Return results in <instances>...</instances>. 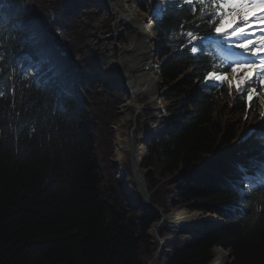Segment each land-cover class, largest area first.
Returning a JSON list of instances; mask_svg holds the SVG:
<instances>
[{"label":"trees","instance_id":"16d2710c","mask_svg":"<svg viewBox=\"0 0 264 264\" xmlns=\"http://www.w3.org/2000/svg\"><path fill=\"white\" fill-rule=\"evenodd\" d=\"M47 2L0 0L7 17L6 37L0 42V264H148L158 248L148 231L161 215L148 205L131 209L113 178L110 126L117 120L113 110L118 100L103 111L93 91L94 78L75 60L77 46L70 47L62 61L65 69L59 70L49 33L66 24L71 29L76 14L69 13L68 0ZM137 2L146 6L147 0ZM50 10L55 14L52 27L41 18L38 23L36 18ZM208 30L187 7L169 8L159 22L160 54L173 53L162 66L164 84L193 69L167 97L185 96L201 84L211 64L204 52L194 57L176 54L169 40L183 31ZM14 61L13 68L8 66ZM21 73L24 80L13 90L11 82ZM227 99L226 89L200 86L186 103L172 109L166 126L174 130L147 147L142 167L152 203L166 213L187 208L227 221L187 243L169 242V258L163 264H210L215 247L231 248L233 264H264V189L238 194L228 180L240 178V167L212 160L239 137L236 126H225L216 111L256 117L259 108L253 105L246 113L243 99L233 104ZM251 145L264 160V138ZM207 161L211 171L200 168ZM174 190L179 202L170 205ZM169 233L160 230L162 236Z\"/></svg>","mask_w":264,"mask_h":264},{"label":"bare ground","instance_id":"6f19581e","mask_svg":"<svg viewBox=\"0 0 264 264\" xmlns=\"http://www.w3.org/2000/svg\"><path fill=\"white\" fill-rule=\"evenodd\" d=\"M85 1L86 0H78V3L83 4V2ZM94 4H96L98 7L103 8L110 14L118 15L116 28H113L111 34L105 36L104 39L118 42L119 38H121L124 33L130 34L131 31V44L122 52L121 58L122 65H124L127 70L125 71L126 77L124 78L122 75H117V77L113 79V87L123 89L127 95L126 100L120 106L119 111L122 114L126 115L127 119H133L138 110L140 114L139 117H142L144 113V105H141L140 99L146 95L149 96V99L153 103L154 108L157 111L160 110L157 100V94L160 90L159 79L157 75L153 73V70L150 71L154 62V58L156 57V55L153 54L155 52V47H152L150 53H146V51L140 47L141 43H144V46L146 45L139 35V19L136 16V12L126 9V7L121 3V0H96L94 1ZM79 19L81 24L85 20L82 18ZM129 20L130 25L126 26L125 23H127ZM150 26L152 25H149L147 27ZM137 37H139L140 43H138L139 41L137 42ZM149 44L150 43H147V45ZM123 48L124 47H121V51L123 50ZM114 65L115 64L113 63L111 66ZM112 70L113 68L110 69V71ZM216 113L218 114V111H216ZM158 132L159 130L154 126H144L140 133V141L135 143L132 150L130 145L129 129L126 127V125L124 126L122 124L116 126V164L123 170L124 164L129 160L131 161L136 171L137 160H141L145 151V146L147 145L146 142H144L145 136L147 135L154 138V136ZM135 176L136 175L131 176L129 172H124L122 175L124 190L128 198L131 200V205L134 206L140 204L141 202L140 196L132 185L133 178H135ZM216 222L217 217L213 214L202 215L200 212H189L187 210H181L180 212L174 211V213L167 215L165 225L168 226L171 230L176 231L179 235L184 236L185 234L190 235L192 233L203 230L204 228H206L205 224L211 223V225H214ZM155 228L156 227L151 229L149 232L150 238L154 241H156ZM215 256L216 258L212 264L230 263V251L228 252L227 250H224L222 248H217ZM153 264H158V260Z\"/></svg>","mask_w":264,"mask_h":264},{"label":"snow or ice","instance_id":"6c2138e0","mask_svg":"<svg viewBox=\"0 0 264 264\" xmlns=\"http://www.w3.org/2000/svg\"><path fill=\"white\" fill-rule=\"evenodd\" d=\"M193 2L185 0L188 5ZM198 3L211 10L206 21L210 32L222 37L229 49L235 50L234 55L245 57L244 61L233 62L230 68L208 71L202 77V87L211 91L226 84L229 94L235 89L238 97H244L250 106L258 94L264 96V0H210L209 3L198 0ZM200 12L203 15L204 9ZM187 36L196 40L192 31ZM197 48L193 46L191 52L197 53Z\"/></svg>","mask_w":264,"mask_h":264},{"label":"rangeland","instance_id":"374dc122","mask_svg":"<svg viewBox=\"0 0 264 264\" xmlns=\"http://www.w3.org/2000/svg\"><path fill=\"white\" fill-rule=\"evenodd\" d=\"M92 8H94V7H92ZM105 17L106 18L107 17L112 18V16H110L108 12L102 13V15L99 18V22L97 23V26H96V29L97 30H100V25H106V24L109 25L110 24ZM109 21H110V19H109ZM103 29H105V28H103ZM94 41H95V39H94ZM98 44H99V46H105V45H107L108 48H110V45H111V43L103 44L101 42H99ZM122 44H124V40H123V43ZM160 72L162 73V70H160ZM116 92H118V91H116ZM116 92L110 91L108 93H104V91L102 90V93L101 94H98V100H97L99 104H102L103 111H105L106 109L108 110V100H107V97H110L112 95L113 97L115 96L114 97L115 98L114 100H118L117 106L113 110L114 111V115L116 116V119L117 120L113 123L114 125H111L110 126V133L112 135V157H110L109 161H110V167L112 169H113V167H112V164L111 163H113V161L116 160L115 159V139H116L115 138V127L118 126V125H120V124H122L124 126L126 125V127L129 129V133H130V130L132 128V119H127L126 118L127 116L124 115V114H122L119 111V108L120 107H118L120 104H122L123 102H125L124 101L125 100L124 98H126V95H125L124 92L122 94L121 93H116ZM259 96L263 98V102H264V96H261V95H259ZM165 99H166L165 97H161V101L162 102H165ZM140 103H141V105H144V113H143V116L140 117L141 121H145L144 122L145 125H149V124L154 123V122H151L150 119H152L153 116H156L157 110H155V108L153 106V103L149 99V96L146 95V96L142 97L140 99ZM169 104H171V103H169ZM92 107H93V109H92ZM92 110H94V106H90V112H92ZM262 112H263V119H261V120L258 119V118H254V117L246 118V116H244L242 113H235L234 114V113H231L230 111H224L222 113V117H223L224 121L227 124H233L234 123V125L237 128V132L239 133V136L242 138V137H247L250 133L251 134L264 135V111H262ZM101 135L102 134H99V137ZM247 149L253 150V148H251V147L248 148V145H245L244 148L242 149V151L243 150L247 151ZM242 160H244V157L241 156L240 154H238L237 161L240 162ZM124 168H128V169H130L132 171L133 170V166H132L131 161L128 160V162H126L124 164ZM117 172L119 173L118 170H117ZM113 174H114L113 178L116 181V184L120 186V184H119V182L117 180L119 177H116L117 173H116V170H114V169H113ZM107 179H108V177H107ZM132 183L136 186L135 188L138 191L137 185H136V183H135L134 180H133ZM130 204H131V200H130ZM140 206H141V202L138 205H135V206L132 205V208H137V207H140ZM181 210H183V208H181V209L177 208L174 211L175 212H180ZM184 236L179 235V237H184ZM166 255H167V253L165 252V256ZM164 259H162V260H164Z\"/></svg>","mask_w":264,"mask_h":264},{"label":"water","instance_id":"95a60500","mask_svg":"<svg viewBox=\"0 0 264 264\" xmlns=\"http://www.w3.org/2000/svg\"><path fill=\"white\" fill-rule=\"evenodd\" d=\"M122 67V66H121ZM122 72H123V67H122ZM139 115V111L137 110V113L134 117V122H133V129H132V133H131V142H130V145H131V149L133 150L134 148V145H135V140H134V135H133V132L136 130L137 128V123H136V119ZM150 137H148L147 135L145 136L144 138V142H147V140H149ZM141 161L142 160H137V170L135 171V169L133 170L134 172V175L135 176V180L139 186V190L140 192L142 193L143 197H144V200L145 202L153 207L154 209L158 210L161 214H162V221L160 223L157 224L156 228H155V234H156V239L158 240V242L160 241V239H162L158 233V228L160 227H166L165 226V220H166V216L164 215L162 209L160 207H158L157 205H154L152 202H151V192L149 191L148 189V185H147V182H146V177L144 175V171L142 170L141 168ZM139 176V177H137ZM160 243V242H159ZM165 248V243L163 241V244H160V248L158 249V251L156 252V254L154 255L153 259L151 260L150 264H153L155 262V260L157 258L160 257L162 251L164 250ZM234 261V260H233ZM233 264V262L231 263Z\"/></svg>","mask_w":264,"mask_h":264},{"label":"clouds","instance_id":"9594fccd","mask_svg":"<svg viewBox=\"0 0 264 264\" xmlns=\"http://www.w3.org/2000/svg\"><path fill=\"white\" fill-rule=\"evenodd\" d=\"M163 241H164L163 239H160V241H159V242H160V244H163Z\"/></svg>","mask_w":264,"mask_h":264}]
</instances>
